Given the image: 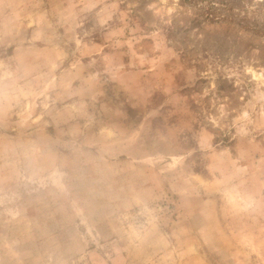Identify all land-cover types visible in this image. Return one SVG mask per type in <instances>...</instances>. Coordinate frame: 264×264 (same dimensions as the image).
<instances>
[{
  "label": "rangeland",
  "instance_id": "1",
  "mask_svg": "<svg viewBox=\"0 0 264 264\" xmlns=\"http://www.w3.org/2000/svg\"><path fill=\"white\" fill-rule=\"evenodd\" d=\"M0 264H264V0H0Z\"/></svg>",
  "mask_w": 264,
  "mask_h": 264
}]
</instances>
